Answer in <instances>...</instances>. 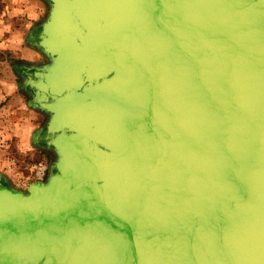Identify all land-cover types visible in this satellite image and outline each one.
<instances>
[{
  "label": "water",
  "instance_id": "95a60500",
  "mask_svg": "<svg viewBox=\"0 0 264 264\" xmlns=\"http://www.w3.org/2000/svg\"><path fill=\"white\" fill-rule=\"evenodd\" d=\"M46 2L0 264H264V0Z\"/></svg>",
  "mask_w": 264,
  "mask_h": 264
},
{
  "label": "rangeland",
  "instance_id": "374dc122",
  "mask_svg": "<svg viewBox=\"0 0 264 264\" xmlns=\"http://www.w3.org/2000/svg\"><path fill=\"white\" fill-rule=\"evenodd\" d=\"M48 8L43 0H0V179L20 190L45 180L53 160L38 129L46 119L30 106L24 84L28 66L45 60L32 53L40 50L31 43ZM40 163L46 166L42 178L36 174Z\"/></svg>",
  "mask_w": 264,
  "mask_h": 264
},
{
  "label": "built area",
  "instance_id": "2783aa9c",
  "mask_svg": "<svg viewBox=\"0 0 264 264\" xmlns=\"http://www.w3.org/2000/svg\"><path fill=\"white\" fill-rule=\"evenodd\" d=\"M46 166L43 163L36 165V174L39 178H42L45 174Z\"/></svg>",
  "mask_w": 264,
  "mask_h": 264
},
{
  "label": "crops",
  "instance_id": "0c3cea01",
  "mask_svg": "<svg viewBox=\"0 0 264 264\" xmlns=\"http://www.w3.org/2000/svg\"><path fill=\"white\" fill-rule=\"evenodd\" d=\"M43 2H45L46 3V1L45 0H43ZM35 31V30H34ZM39 31V30H38ZM37 32V31H36ZM32 53H34V55H41L42 53H40V51H34V52H32ZM25 55V54H24ZM24 57H26L25 59H28V56L27 55H25ZM33 110H36V111H39V110H37V109H33ZM42 115H44V117H45V119H47V116H46V114H44L43 112H41V111H39ZM41 127V126H40ZM39 127V128H40ZM38 128V129H39ZM40 131V130H39ZM43 132H41V134H42ZM8 182V181H7ZM9 183V182H8Z\"/></svg>",
  "mask_w": 264,
  "mask_h": 264
},
{
  "label": "flooded vegetation",
  "instance_id": "af4514ba",
  "mask_svg": "<svg viewBox=\"0 0 264 264\" xmlns=\"http://www.w3.org/2000/svg\"><path fill=\"white\" fill-rule=\"evenodd\" d=\"M44 137V134H43V136H42V138Z\"/></svg>",
  "mask_w": 264,
  "mask_h": 264
}]
</instances>
